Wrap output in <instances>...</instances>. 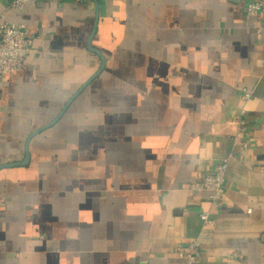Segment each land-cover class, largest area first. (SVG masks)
Returning <instances> with one entry per match:
<instances>
[{"label":"crops","instance_id":"1","mask_svg":"<svg viewBox=\"0 0 264 264\" xmlns=\"http://www.w3.org/2000/svg\"><path fill=\"white\" fill-rule=\"evenodd\" d=\"M10 1L0 17L35 38L0 78V165L48 126L0 167V264H178L194 240L197 264H264V16L247 0ZM93 49L104 67L49 124L100 68ZM224 160L213 202L199 183Z\"/></svg>","mask_w":264,"mask_h":264},{"label":"built area","instance_id":"2","mask_svg":"<svg viewBox=\"0 0 264 264\" xmlns=\"http://www.w3.org/2000/svg\"><path fill=\"white\" fill-rule=\"evenodd\" d=\"M40 0H11L9 3L10 8L21 9L27 4H35ZM246 16L260 14L264 16V0H247L246 3ZM34 35L28 33L26 25L22 22H14L0 17V78L18 70L26 56L28 55L34 41ZM242 99L247 100L252 95V90L242 87ZM245 108H241L238 113L240 127L246 128L247 120L245 118ZM227 161H222L217 165L215 170L205 176L199 187L209 192V199L213 202H220L225 185L227 173ZM201 217L206 222H212L208 218V213L203 212ZM190 250L186 253L183 252L179 246L177 248L180 261L178 264H197L199 261L198 242L196 240L189 243Z\"/></svg>","mask_w":264,"mask_h":264},{"label":"water","instance_id":"3","mask_svg":"<svg viewBox=\"0 0 264 264\" xmlns=\"http://www.w3.org/2000/svg\"><path fill=\"white\" fill-rule=\"evenodd\" d=\"M94 51H96L102 59V63L100 68L96 71V73H94L89 79H87L74 93L73 95L68 99V101L65 103V105L63 106V108L60 110V112L58 113V115L49 123H53L55 120H57V118H59L61 116V114L63 113L64 109L67 107V105L70 103V101L74 98V96H76L79 92L82 91V89L100 72V70L104 67L105 65V61H104V57L102 56L101 52L97 49H93ZM48 125H44L36 130H34L32 133H30L26 139V144H25V150H26V156L25 158L21 161V162H17V163H4L1 164L0 167L2 166H8V165H13V164H24L28 161V142L30 137L34 134L39 132L40 130H42L43 128L47 127Z\"/></svg>","mask_w":264,"mask_h":264}]
</instances>
